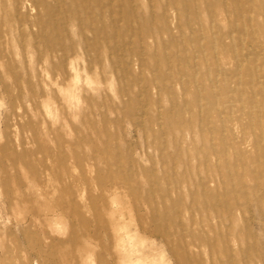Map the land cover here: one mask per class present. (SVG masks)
I'll use <instances>...</instances> for the list:
<instances>
[{"label":"rangeland","instance_id":"374dc122","mask_svg":"<svg viewBox=\"0 0 264 264\" xmlns=\"http://www.w3.org/2000/svg\"><path fill=\"white\" fill-rule=\"evenodd\" d=\"M0 264H264V0H0Z\"/></svg>","mask_w":264,"mask_h":264}]
</instances>
